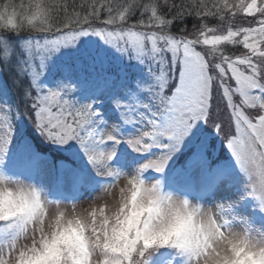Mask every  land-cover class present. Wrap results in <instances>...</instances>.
<instances>
[{
    "label": "snow or ice",
    "instance_id": "6c2138e0",
    "mask_svg": "<svg viewBox=\"0 0 264 264\" xmlns=\"http://www.w3.org/2000/svg\"><path fill=\"white\" fill-rule=\"evenodd\" d=\"M5 179L0 264H264V0H0Z\"/></svg>",
    "mask_w": 264,
    "mask_h": 264
},
{
    "label": "clouds",
    "instance_id": "9594fccd",
    "mask_svg": "<svg viewBox=\"0 0 264 264\" xmlns=\"http://www.w3.org/2000/svg\"><path fill=\"white\" fill-rule=\"evenodd\" d=\"M129 179L131 178L130 177L125 178L124 183L126 184ZM28 184L29 182L22 181L19 185H17L15 183L9 182L7 179H5L4 181H0V207H3L9 203L10 196H15L17 199L22 198L25 192L27 191ZM148 186L151 187V184H149ZM165 192H171V190L165 189ZM124 195H127V193H125ZM172 195L176 205H179L180 201L182 200V197L176 193H172ZM133 200H135V196H133ZM118 203L119 201L113 199L111 201V208H115ZM145 203H147V201H145ZM63 211L65 212L66 220L73 219L75 216H79L82 220L85 221H87L88 219L86 215L87 210L81 207H77L74 212H69L67 209H64ZM151 212L152 209L150 207H137L134 203L132 209L129 212V215L126 218L125 233L121 234L116 238L115 241L116 247H119L123 243L124 239L126 238V233L136 229L140 225L142 218H144L146 215H148ZM168 219L169 218L165 216L163 219L159 221H154L153 223L156 224L157 226H161ZM184 227H185V221L183 219H178L174 223H169L167 229V236L171 238L173 236L178 235L179 232L182 231ZM64 238L71 239L73 241H78L79 233L77 232L76 228L69 225L65 230Z\"/></svg>",
    "mask_w": 264,
    "mask_h": 264
},
{
    "label": "rangeland",
    "instance_id": "374dc122",
    "mask_svg": "<svg viewBox=\"0 0 264 264\" xmlns=\"http://www.w3.org/2000/svg\"><path fill=\"white\" fill-rule=\"evenodd\" d=\"M33 142H34V141H33ZM40 142H42V141H40ZM33 146L35 147L36 151H39V150H40L38 147H42L41 144H35V142H34ZM40 151H42V150H40ZM53 151L56 152V153H58L59 155H57L56 157H54V156L52 157L51 154H49V155H44V154L42 153L41 155H44V156L49 157V159L51 160L52 164H56V163H58V161H60V160H62V159H65L64 154H63L62 152H59V151H58L57 149H55L54 147H53ZM51 157H52V158H51ZM54 158H56V159H54ZM185 158H186L185 156H180L179 160H177V166L182 165V164L184 163V161H185ZM25 182H31V181L26 180ZM97 195H98V194H97ZM90 202H91L90 200H87V199H86V200H84V201H81L79 206H80V207H86L87 204L90 203ZM256 223H257V225H259L260 223H264V221H261L260 218L257 217V219H256Z\"/></svg>",
    "mask_w": 264,
    "mask_h": 264
},
{
    "label": "trees",
    "instance_id": "16d2710c",
    "mask_svg": "<svg viewBox=\"0 0 264 264\" xmlns=\"http://www.w3.org/2000/svg\"><path fill=\"white\" fill-rule=\"evenodd\" d=\"M35 144H41L42 147H38L40 150L43 151V153L45 154H51V156L53 157H56L57 155H59L58 153L54 152L53 151V146L51 145H46L44 144L43 142H40L39 140H34ZM33 142V144H34Z\"/></svg>",
    "mask_w": 264,
    "mask_h": 264
}]
</instances>
